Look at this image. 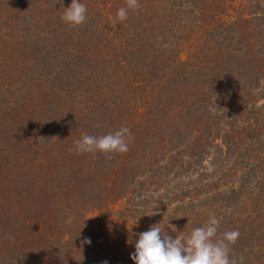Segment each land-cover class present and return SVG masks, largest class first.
Returning a JSON list of instances; mask_svg holds the SVG:
<instances>
[{
	"label": "trees",
	"instance_id": "trees-1",
	"mask_svg": "<svg viewBox=\"0 0 264 264\" xmlns=\"http://www.w3.org/2000/svg\"><path fill=\"white\" fill-rule=\"evenodd\" d=\"M80 2L0 0V264H135L209 213L264 264V0ZM121 126L128 152L75 151Z\"/></svg>",
	"mask_w": 264,
	"mask_h": 264
},
{
	"label": "clouds",
	"instance_id": "clouds-1",
	"mask_svg": "<svg viewBox=\"0 0 264 264\" xmlns=\"http://www.w3.org/2000/svg\"><path fill=\"white\" fill-rule=\"evenodd\" d=\"M138 9V0H127L126 7L118 9L116 19L123 22L128 19L129 10ZM61 19L70 26L83 25L87 20L86 5L80 0H72L71 5L64 8ZM130 138L131 130L126 126L100 137L84 134L75 142V151L80 154H123L129 151ZM161 223L153 224L148 231L139 234L135 252L131 255L135 264H237L230 258L229 246L236 243L240 232L228 231L217 238L219 220L214 213H209L205 226L194 228L186 237L181 235L174 239ZM82 243L91 244V240L85 238Z\"/></svg>",
	"mask_w": 264,
	"mask_h": 264
}]
</instances>
